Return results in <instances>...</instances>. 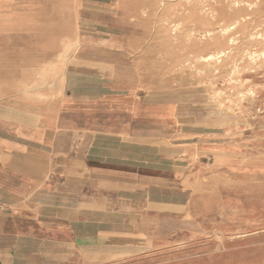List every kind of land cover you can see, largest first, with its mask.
Returning a JSON list of instances; mask_svg holds the SVG:
<instances>
[{"label":"crops","instance_id":"obj_1","mask_svg":"<svg viewBox=\"0 0 264 264\" xmlns=\"http://www.w3.org/2000/svg\"><path fill=\"white\" fill-rule=\"evenodd\" d=\"M123 2L0 0V264L197 235L264 181V101L225 119L147 83Z\"/></svg>","mask_w":264,"mask_h":264},{"label":"rangeland","instance_id":"obj_2","mask_svg":"<svg viewBox=\"0 0 264 264\" xmlns=\"http://www.w3.org/2000/svg\"><path fill=\"white\" fill-rule=\"evenodd\" d=\"M123 1L125 34L137 38L134 56L157 74L147 73V83L168 87L175 102L216 107L225 119L254 115L249 106L264 101V0ZM237 20L238 27L226 33ZM75 48L64 55L71 57ZM49 74L43 83L54 81ZM237 192L234 202L221 204L229 209L223 219L203 220L197 235L176 226L155 242L95 243L101 250L75 264H264V181L246 187L240 180Z\"/></svg>","mask_w":264,"mask_h":264},{"label":"bare ground","instance_id":"obj_3","mask_svg":"<svg viewBox=\"0 0 264 264\" xmlns=\"http://www.w3.org/2000/svg\"><path fill=\"white\" fill-rule=\"evenodd\" d=\"M240 21H241V20H237L235 26H234V25H233L232 27L230 26V27H228L227 29H225L224 31L227 33V32H229L230 30H233L234 28L238 27V25L240 24V23H239ZM224 52H225V51H220V53H224Z\"/></svg>","mask_w":264,"mask_h":264}]
</instances>
